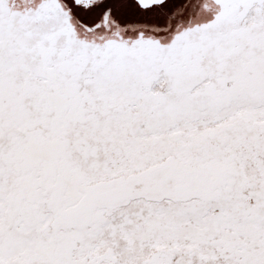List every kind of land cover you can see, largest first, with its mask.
<instances>
[{
  "label": "snow or ice",
  "instance_id": "6c2138e0",
  "mask_svg": "<svg viewBox=\"0 0 264 264\" xmlns=\"http://www.w3.org/2000/svg\"><path fill=\"white\" fill-rule=\"evenodd\" d=\"M0 264H264V0H0Z\"/></svg>",
  "mask_w": 264,
  "mask_h": 264
}]
</instances>
